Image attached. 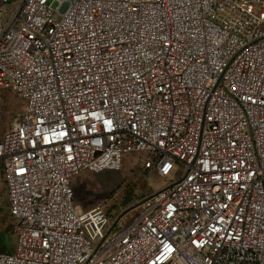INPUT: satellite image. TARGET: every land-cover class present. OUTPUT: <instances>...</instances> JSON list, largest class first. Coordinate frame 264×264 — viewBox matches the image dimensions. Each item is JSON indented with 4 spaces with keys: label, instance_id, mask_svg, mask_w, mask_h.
Here are the masks:
<instances>
[{
    "label": "built area",
    "instance_id": "2783aa9c",
    "mask_svg": "<svg viewBox=\"0 0 264 264\" xmlns=\"http://www.w3.org/2000/svg\"><path fill=\"white\" fill-rule=\"evenodd\" d=\"M2 90L0 264H264V0H0ZM126 155L171 182L78 210Z\"/></svg>",
    "mask_w": 264,
    "mask_h": 264
},
{
    "label": "rangeland",
    "instance_id": "374dc122",
    "mask_svg": "<svg viewBox=\"0 0 264 264\" xmlns=\"http://www.w3.org/2000/svg\"><path fill=\"white\" fill-rule=\"evenodd\" d=\"M24 109L25 102L19 94L12 90L0 92V139L10 128L14 118L21 115ZM138 157L139 155H126L120 170L80 173L73 184L77 209L83 213L99 207L111 218H115L119 214L131 212L134 206L143 200V196H150L161 186L171 182V179L160 178L155 171H143L142 159ZM180 173L181 170L176 171L174 179H177ZM128 199H132V203L125 207L124 200ZM0 232L5 241V245L0 247V252H14L18 236L9 214L7 192L2 184Z\"/></svg>",
    "mask_w": 264,
    "mask_h": 264
},
{
    "label": "trees",
    "instance_id": "16d2710c",
    "mask_svg": "<svg viewBox=\"0 0 264 264\" xmlns=\"http://www.w3.org/2000/svg\"><path fill=\"white\" fill-rule=\"evenodd\" d=\"M148 197V196H147ZM143 199L146 198V197H142ZM132 203V199H128V200H124V203L123 205L125 207H128L130 204ZM10 232V231H9ZM5 245V241L4 239L2 238V233L0 232V247L4 246ZM0 253H13V252H0Z\"/></svg>",
    "mask_w": 264,
    "mask_h": 264
},
{
    "label": "crops",
    "instance_id": "0c3cea01",
    "mask_svg": "<svg viewBox=\"0 0 264 264\" xmlns=\"http://www.w3.org/2000/svg\"><path fill=\"white\" fill-rule=\"evenodd\" d=\"M3 185V184H2ZM4 186V185H3ZM5 187V186H4ZM7 198H8V196H7ZM8 209H9V199H8ZM9 214H10V212H9Z\"/></svg>",
    "mask_w": 264,
    "mask_h": 264
}]
</instances>
